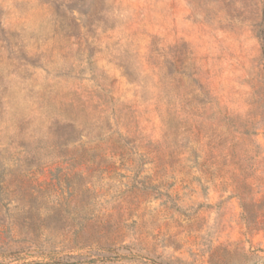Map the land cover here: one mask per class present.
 <instances>
[{
  "label": "rangeland",
  "instance_id": "374dc122",
  "mask_svg": "<svg viewBox=\"0 0 264 264\" xmlns=\"http://www.w3.org/2000/svg\"><path fill=\"white\" fill-rule=\"evenodd\" d=\"M0 264H264V0H0Z\"/></svg>",
  "mask_w": 264,
  "mask_h": 264
}]
</instances>
